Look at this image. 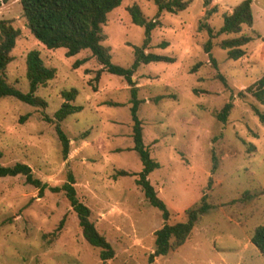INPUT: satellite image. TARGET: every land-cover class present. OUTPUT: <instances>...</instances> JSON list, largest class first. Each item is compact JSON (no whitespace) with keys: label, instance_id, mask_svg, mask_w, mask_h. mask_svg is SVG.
<instances>
[{"label":"rangeland","instance_id":"1","mask_svg":"<svg viewBox=\"0 0 264 264\" xmlns=\"http://www.w3.org/2000/svg\"><path fill=\"white\" fill-rule=\"evenodd\" d=\"M187 1L184 10L173 14L158 13L152 0H122L102 25L111 61L130 67L134 46L144 38V28L131 21L127 10L136 4L146 19L158 21L145 51L174 58L171 63H139L133 71L143 142L159 163L148 179L169 211L163 220L135 181L142 165L132 149L126 80L104 70L88 50L68 57L62 47L46 48L27 28L19 0H0V20L19 32L6 82L28 90L25 56L31 49L56 70L36 91L46 101L44 108L13 96L0 98V164L25 163L53 187L71 174L77 198L113 248L106 264H264L250 241L243 247L253 228L264 223V124L253 111L264 112V105L246 89L264 72V0H251L253 23L241 33L252 39L236 60L219 46L233 35L210 38L205 26L215 33L223 15L241 0H211L207 7L203 0ZM209 38L211 57L203 48ZM162 42L167 46L159 47ZM72 87L78 90L72 103L81 110L60 122L69 139L63 157L52 118L63 101L61 92ZM226 102L232 107L221 121L217 114ZM202 196L209 209L199 215L189 237L149 262L154 231L163 223L185 220V209L199 205ZM0 264L103 261L99 248L83 238L62 190L45 188L39 195L16 175L0 177Z\"/></svg>","mask_w":264,"mask_h":264},{"label":"trees","instance_id":"2","mask_svg":"<svg viewBox=\"0 0 264 264\" xmlns=\"http://www.w3.org/2000/svg\"><path fill=\"white\" fill-rule=\"evenodd\" d=\"M157 7V12L166 11L177 13L188 6L187 0H152ZM211 0H203V6L207 7ZM122 0H19L22 15L26 20L27 28L38 42L48 49L64 48L66 56H74L83 50H88L96 61L108 73L122 76L129 85L130 118L132 121V149L136 151L141 161V170L137 172L136 183L140 186L148 202L161 212L163 220L169 216L165 202L160 199L153 185L148 179V175L156 168L159 163L154 160L149 153V149L143 142L142 124L137 115L138 105L141 100L137 97V87L133 80V71L139 63L150 62H173L174 58L154 52H146L145 48L150 41V32L158 25L156 18L146 19L138 5L132 4L127 10L131 21L144 28V38L140 46H134V59L130 67H124L111 61L110 49L102 42L105 36L102 32V25L107 20V15L114 8L121 4ZM214 8H211L213 11ZM210 10H208L209 12ZM207 12V13H208ZM253 23L251 0H241L230 12L225 13L222 24L214 33L206 25L210 38L214 35L228 34L233 35L222 39L219 43L221 49L226 51L229 59L236 60L244 54L243 46L251 41L252 37L241 33L243 26H251ZM19 32L9 22L0 20V98L13 96L32 106L44 108L46 101L36 94L40 86H44L55 76V68L45 65L40 57L39 51L31 49L25 56V77L28 82V90L22 92L6 82L5 70L8 63L12 60L11 50L15 45ZM207 39L203 45L204 51L211 57V40ZM167 42H162L159 47L164 48ZM85 58L77 60L76 65L83 62ZM247 91L261 104L264 105V72L262 75L248 86ZM78 90L74 87L61 92L63 101L53 113V122L57 137L61 144L62 156L66 157L69 152V139L62 131L60 122L67 116L81 110V106L73 104ZM232 107L230 102H226L217 114V118L225 121ZM253 111L259 120L264 124V112L254 107ZM119 175L129 174L125 170H118ZM22 175L25 182L38 189L41 195L45 188L57 192L63 191L68 199L72 210L75 212L81 233L85 241L91 246L99 248V257L105 260L113 256V248L106 238L100 234L94 223L90 219V209L77 196L73 186L74 178L67 174V179L60 186H49L35 177L30 166L15 162L12 165L0 164V177H14ZM209 209L205 197L202 196L200 204L196 207L185 209L186 218L175 223H163L161 227L154 231V249L149 254L148 260L152 262L156 256L166 255L169 251L175 250L182 245L189 237L191 231L199 217ZM251 243L264 256V223L256 225L250 234Z\"/></svg>","mask_w":264,"mask_h":264},{"label":"crops","instance_id":"3","mask_svg":"<svg viewBox=\"0 0 264 264\" xmlns=\"http://www.w3.org/2000/svg\"><path fill=\"white\" fill-rule=\"evenodd\" d=\"M249 241H250V236H249V239H248V242H247V244L245 243V244L243 245L244 249H246V248H247V245H248ZM250 242H251V241H250Z\"/></svg>","mask_w":264,"mask_h":264}]
</instances>
